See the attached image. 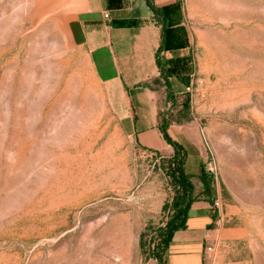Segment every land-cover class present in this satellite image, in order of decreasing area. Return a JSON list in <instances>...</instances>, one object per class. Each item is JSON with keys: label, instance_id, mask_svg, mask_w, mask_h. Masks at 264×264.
<instances>
[{"label": "rangeland", "instance_id": "rangeland-1", "mask_svg": "<svg viewBox=\"0 0 264 264\" xmlns=\"http://www.w3.org/2000/svg\"><path fill=\"white\" fill-rule=\"evenodd\" d=\"M187 1L194 76L170 118L195 122L210 195L241 229L205 264H264V0ZM54 3L0 0V264H145L173 155L121 131Z\"/></svg>", "mask_w": 264, "mask_h": 264}, {"label": "crops", "instance_id": "crops-1", "mask_svg": "<svg viewBox=\"0 0 264 264\" xmlns=\"http://www.w3.org/2000/svg\"><path fill=\"white\" fill-rule=\"evenodd\" d=\"M53 1L57 11L64 12L69 42L103 86L121 131L138 148L171 157L174 148L159 130L164 118L167 134L183 149L185 173L197 192L202 191L196 179L202 170L211 175L212 168L205 167L207 154L197 139L195 122L170 118L176 105L188 106L194 76L188 1ZM213 199L205 195L191 201L184 227L174 231L164 252L165 264H205L209 245L240 236V228L224 224L230 214L223 205L215 207ZM145 264L158 263L148 257Z\"/></svg>", "mask_w": 264, "mask_h": 264}, {"label": "trees", "instance_id": "trees-1", "mask_svg": "<svg viewBox=\"0 0 264 264\" xmlns=\"http://www.w3.org/2000/svg\"><path fill=\"white\" fill-rule=\"evenodd\" d=\"M157 64H159L158 60ZM185 104H187V101ZM167 125L168 122L164 118H161V121L159 122L160 133L163 139L174 148L173 157L171 160L167 161V165L164 169L165 173L170 178L176 193L172 198L173 213L163 226L157 228L158 243L153 246L149 255V257L156 260L158 264H165L163 255L174 231L184 227L186 212L189 205L191 201L199 197L198 195H193V182L190 176L185 173L183 149L169 137L166 131ZM199 180L202 182V192L204 196L210 195V181L203 170L199 175Z\"/></svg>", "mask_w": 264, "mask_h": 264}, {"label": "built area", "instance_id": "built-area-1", "mask_svg": "<svg viewBox=\"0 0 264 264\" xmlns=\"http://www.w3.org/2000/svg\"><path fill=\"white\" fill-rule=\"evenodd\" d=\"M218 205H219L218 202L215 201V202H214V206H215V207H218ZM208 249H209V248H208Z\"/></svg>", "mask_w": 264, "mask_h": 264}]
</instances>
